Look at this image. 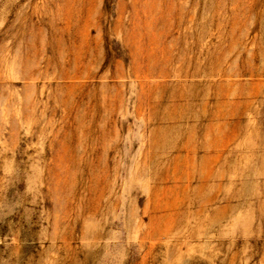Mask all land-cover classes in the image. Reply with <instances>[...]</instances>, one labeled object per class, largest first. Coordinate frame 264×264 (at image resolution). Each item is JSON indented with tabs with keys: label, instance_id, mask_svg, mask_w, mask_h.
<instances>
[{
	"label": "rangeland",
	"instance_id": "obj_1",
	"mask_svg": "<svg viewBox=\"0 0 264 264\" xmlns=\"http://www.w3.org/2000/svg\"><path fill=\"white\" fill-rule=\"evenodd\" d=\"M0 264H264V0H0Z\"/></svg>",
	"mask_w": 264,
	"mask_h": 264
}]
</instances>
